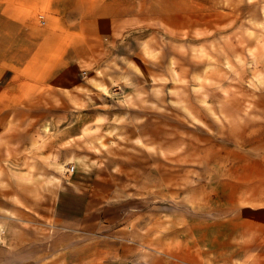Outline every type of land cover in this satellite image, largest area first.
Returning a JSON list of instances; mask_svg holds the SVG:
<instances>
[{"label": "crops", "instance_id": "obj_1", "mask_svg": "<svg viewBox=\"0 0 264 264\" xmlns=\"http://www.w3.org/2000/svg\"><path fill=\"white\" fill-rule=\"evenodd\" d=\"M210 1L0 0V7L5 8L6 24L31 23L34 12L48 15L46 28L38 32L26 28L19 36L48 35L54 41L50 48L54 65L62 56L64 40L74 36L78 24H117L122 20L120 9L128 8L131 15L123 21L132 28L151 23L155 24L152 28L165 25L172 30L174 24L190 21L187 8L207 6ZM96 8L102 14H96ZM119 30L116 38H124V28ZM6 32L9 39L19 38ZM50 50L12 52L11 56L28 58L21 63V71L30 72L34 84L41 86L37 60ZM92 51L107 73L111 63H104L100 50ZM31 58L37 64L28 67ZM119 68L96 85L73 81L70 86L79 101L87 102L89 93L99 95L95 100L101 110L95 117L104 123L96 128L94 113L80 111L69 117H91L90 124L74 125L62 133L53 125L51 143L40 141L45 131L42 135L38 131V158L33 164L26 163L35 172L18 178L20 182H10L20 184V189L9 188L6 181L5 190H0V201H4L0 264H264V100L256 111L232 116L233 121L245 120L240 129L244 134L229 140L223 160L221 144H215L220 142L215 127L210 147L198 140L196 184L191 191L195 197L188 196V176L180 181L182 186L187 184L181 187L186 200L196 202L197 217L189 225V208L178 212L172 203L174 183L167 170L172 168L173 147L157 139L158 114L150 108L159 103L151 95L155 81L132 83L124 78L125 66ZM60 79L53 83L59 92L63 89ZM121 85L132 87L139 96L114 95L110 103L104 94ZM145 90L148 93L141 95ZM61 117L60 112L53 114V120ZM128 121L131 128L124 127ZM124 148L126 152L120 154ZM130 149L135 152L131 156ZM180 161L186 166L183 152ZM72 164L76 171L66 176L64 171ZM158 167L164 171L158 172ZM145 221L147 235L141 227Z\"/></svg>", "mask_w": 264, "mask_h": 264}, {"label": "rangeland", "instance_id": "obj_2", "mask_svg": "<svg viewBox=\"0 0 264 264\" xmlns=\"http://www.w3.org/2000/svg\"><path fill=\"white\" fill-rule=\"evenodd\" d=\"M187 10L190 21L178 22L172 30L165 25L152 28L155 24L151 23L132 28L131 23L123 21L131 15L128 8L120 9L122 20L117 24L96 21L78 24L74 36L64 40L65 48L62 47V56L58 57L60 62L53 65L50 48L54 41L48 35L35 33L36 39L19 36L26 28L35 32L46 28L48 15L34 12L31 23L6 24L5 8L0 7V190H5L6 181L9 188L20 189V184L12 186L10 182H20L18 178L30 177L35 172L33 168L27 169L26 163L33 164L38 158V131L41 135L45 131V138L41 136L40 141L51 143L53 125L55 131L62 133L74 125L90 124L91 117L88 120L69 117L70 113L80 111L94 113V127L104 123L101 117H95V112L101 110L95 100L99 95L89 93L87 102L79 101L70 86L73 81L96 85L95 82L111 76L113 70H120L119 66L123 65L126 80L132 83L145 79L155 81V89L150 87L151 95L157 97L159 103L150 108L158 114L157 139L167 140L173 147L172 168L167 170L174 183L172 203L178 212L189 208L187 217L191 225L197 217L196 202L186 200L181 187L187 184L182 186L180 181L188 176V196L195 197L192 192L196 184L198 140L199 144L204 140L206 148L210 147L215 127L218 131L215 136L220 139L215 144H221L223 160L230 141L244 134L240 129L245 120L233 121L232 118L256 111L264 100V0H212L207 6H190ZM95 13H101L100 9L96 8ZM119 27L124 28V38H116L121 33ZM8 30L19 38H7ZM26 50H50L49 55L37 60L38 64L33 58L26 64L28 67L37 64L42 69L38 74L43 82L41 86L34 84L35 77L30 72L21 71V63L28 58L11 56L12 52ZM92 50H100L105 56L104 63H111L107 73L102 72V64ZM58 68L60 72L55 73ZM60 76L61 92L53 87ZM146 93L148 90L141 95ZM135 94L132 87L121 85L104 96L111 103L114 95L128 99L139 96ZM56 112L61 113V120H53ZM124 127L131 128V122H126ZM126 148L119 151L120 154L125 153ZM182 152L186 166L180 161ZM134 153L130 149L128 154ZM161 155L158 149L157 158ZM71 167L76 171L74 164L68 165L64 171L66 176L75 173L69 172ZM159 171L163 172L164 168L158 167ZM0 208H4V201H0ZM174 219L180 223V217ZM146 221L141 226L144 235H147Z\"/></svg>", "mask_w": 264, "mask_h": 264}, {"label": "built area", "instance_id": "obj_3", "mask_svg": "<svg viewBox=\"0 0 264 264\" xmlns=\"http://www.w3.org/2000/svg\"><path fill=\"white\" fill-rule=\"evenodd\" d=\"M41 23L44 25V24H45V21H41ZM70 171H71V172H74V167H72V168L70 169Z\"/></svg>", "mask_w": 264, "mask_h": 264}, {"label": "bare ground", "instance_id": "obj_4", "mask_svg": "<svg viewBox=\"0 0 264 264\" xmlns=\"http://www.w3.org/2000/svg\"><path fill=\"white\" fill-rule=\"evenodd\" d=\"M71 168H72V167H71ZM71 168H70V169H71ZM74 171H75V168H74ZM69 172H70V173H73V172H71L70 170H69Z\"/></svg>", "mask_w": 264, "mask_h": 264}]
</instances>
